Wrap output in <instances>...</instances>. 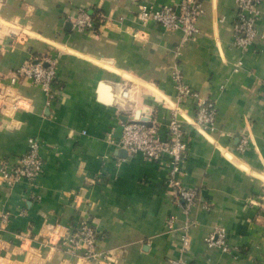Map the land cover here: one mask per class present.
Returning a JSON list of instances; mask_svg holds the SVG:
<instances>
[{"label":"crops","instance_id":"obj_1","mask_svg":"<svg viewBox=\"0 0 264 264\" xmlns=\"http://www.w3.org/2000/svg\"><path fill=\"white\" fill-rule=\"evenodd\" d=\"M181 1L0 0V159L11 163L33 137L43 163L31 185L0 178V264H264V39L233 46L236 0H198L199 32L187 42L137 19L140 4ZM79 8L106 15L95 34L73 30L67 18ZM256 28L264 34V0ZM48 52L60 61L50 104L39 86L10 80ZM177 71L215 100L212 130L193 123V99L179 100ZM172 111L187 145L182 183L210 205L194 212L186 248L166 227L182 216L166 183L171 156L128 157L117 145L122 123L141 118L164 137ZM84 211L95 219L101 261L60 248ZM219 228L229 252L205 242Z\"/></svg>","mask_w":264,"mask_h":264},{"label":"built area","instance_id":"obj_2","mask_svg":"<svg viewBox=\"0 0 264 264\" xmlns=\"http://www.w3.org/2000/svg\"><path fill=\"white\" fill-rule=\"evenodd\" d=\"M261 3L262 0H236L233 46L245 51L256 39H264V34H260L256 28V22L260 17ZM138 8L137 19L142 26L154 22L167 32L181 31L182 42L197 37L199 32L197 20L204 12L198 0H182L177 5L165 4L157 8L143 3ZM105 16L102 12L91 13L79 8L67 19L76 32L95 34L97 26L104 23ZM137 34L140 35V39H146V33L143 30ZM59 64L58 55L48 52L40 57L25 61L15 70L10 80L17 82L23 78L31 84L39 86L45 95L46 104H50L56 95L55 84L57 83ZM239 64L240 62H238ZM174 82L178 89L179 100L187 98L194 100L193 123L204 131L212 130L217 114L215 100L186 86L178 71L174 74ZM150 123V125H146L140 120L122 123L117 145L126 151L128 157L139 154L147 160H158L164 154L171 156L166 183L173 201L181 209L182 216H169L166 220V227L169 232L177 234L182 248H186L189 245L190 233L197 225L194 212L198 209L209 210L210 205L201 198L197 190L182 183L181 178L184 174L182 163L187 153L183 121L175 111H172L164 137L160 135L158 125L153 121ZM247 143V135L242 134L238 150L245 151ZM42 172L41 143L33 137L28 138L26 151L11 163L6 159H0V178L8 185L18 182L31 185ZM8 217L7 213H3L2 221H6ZM98 242L99 234L95 219L90 211H84L80 220L70 227L65 236L60 239L59 245L60 248L66 249L70 255L97 262L105 258V254L98 250ZM205 242L210 246L220 247L225 252L230 251V247L226 243L225 231L222 228L208 234L205 237ZM173 263L178 264L176 261ZM181 264L188 263L182 262Z\"/></svg>","mask_w":264,"mask_h":264},{"label":"water","instance_id":"obj_3","mask_svg":"<svg viewBox=\"0 0 264 264\" xmlns=\"http://www.w3.org/2000/svg\"><path fill=\"white\" fill-rule=\"evenodd\" d=\"M140 122H143V123H145L146 125H150V124H151L148 120H146V118H141V119H140Z\"/></svg>","mask_w":264,"mask_h":264}]
</instances>
